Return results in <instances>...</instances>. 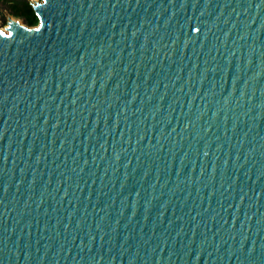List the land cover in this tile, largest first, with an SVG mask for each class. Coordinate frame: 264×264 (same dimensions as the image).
I'll return each mask as SVG.
<instances>
[{
	"label": "water",
	"instance_id": "obj_1",
	"mask_svg": "<svg viewBox=\"0 0 264 264\" xmlns=\"http://www.w3.org/2000/svg\"><path fill=\"white\" fill-rule=\"evenodd\" d=\"M0 27V264H264V0H36Z\"/></svg>",
	"mask_w": 264,
	"mask_h": 264
},
{
	"label": "trees",
	"instance_id": "obj_2",
	"mask_svg": "<svg viewBox=\"0 0 264 264\" xmlns=\"http://www.w3.org/2000/svg\"><path fill=\"white\" fill-rule=\"evenodd\" d=\"M11 8L15 15L24 16L29 25L38 23V17L28 0H12Z\"/></svg>",
	"mask_w": 264,
	"mask_h": 264
},
{
	"label": "rangeland",
	"instance_id": "obj_3",
	"mask_svg": "<svg viewBox=\"0 0 264 264\" xmlns=\"http://www.w3.org/2000/svg\"><path fill=\"white\" fill-rule=\"evenodd\" d=\"M11 1L12 0H0V27L6 28L8 25V21L11 18L20 21L22 24L27 25L29 27H33L38 24L36 23L33 25H29L24 16L15 15L11 8ZM31 1H36V0H31Z\"/></svg>",
	"mask_w": 264,
	"mask_h": 264
},
{
	"label": "bare ground",
	"instance_id": "obj_4",
	"mask_svg": "<svg viewBox=\"0 0 264 264\" xmlns=\"http://www.w3.org/2000/svg\"><path fill=\"white\" fill-rule=\"evenodd\" d=\"M20 22V21H19ZM21 23V22H20ZM22 24V23H21Z\"/></svg>",
	"mask_w": 264,
	"mask_h": 264
}]
</instances>
